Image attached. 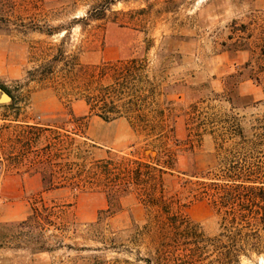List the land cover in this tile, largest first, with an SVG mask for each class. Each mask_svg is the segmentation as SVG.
<instances>
[{
  "label": "rangeland",
  "instance_id": "rangeland-1",
  "mask_svg": "<svg viewBox=\"0 0 264 264\" xmlns=\"http://www.w3.org/2000/svg\"><path fill=\"white\" fill-rule=\"evenodd\" d=\"M132 57L147 61L146 79L165 85L174 134L157 137L141 127L127 133L124 120L90 115L92 157L106 156V147L132 159L175 151L179 170L213 174L234 153L264 158V0H0V87L12 96L0 103V264H147L155 255L164 232L146 225L134 195L110 217L100 213L107 201L97 188L64 189L46 194L47 220L25 225L32 194L21 196L12 177L25 174L11 165L24 146L21 121H53L50 113L97 85L88 79L97 65ZM196 102L220 137L188 139L187 113ZM75 107L86 112L84 104ZM234 124L243 129L241 140L222 127ZM175 182L168 178V189ZM185 213L218 232L206 200ZM242 264H264V254Z\"/></svg>",
  "mask_w": 264,
  "mask_h": 264
},
{
  "label": "trees",
  "instance_id": "trees-1",
  "mask_svg": "<svg viewBox=\"0 0 264 264\" xmlns=\"http://www.w3.org/2000/svg\"><path fill=\"white\" fill-rule=\"evenodd\" d=\"M146 62L132 57L97 65L88 79L99 82L93 87L85 85L78 99H83L89 112L104 121L126 118L133 127H141L149 134L172 137L174 121H167L174 109L172 100L165 85L146 79ZM161 69L160 73L165 74L166 66ZM104 79L107 81L102 82ZM202 111L196 102L187 113V135L192 142L200 143L205 135L217 133L216 123ZM86 119L87 116H75L67 104L49 123L21 122L24 146L12 158L11 165L16 170L39 173L45 190L97 188L108 201V207L100 213L110 217L120 211L125 195H134L147 212L146 225L154 223L160 233L164 232L155 255L145 260L147 264H242L264 254L263 157L254 153L249 157L231 154L215 174L211 170H179L175 151L165 157L163 151L157 150V156L148 157L149 160L107 150L106 156L94 158L91 148L96 145L88 142L85 135ZM222 127L230 131V136L242 139L239 125ZM168 178L176 179L171 189ZM196 200L210 204L218 219V232L208 233L185 213ZM42 209L47 210V203L42 197L36 198L31 214L21 224L47 220ZM92 225L87 224L85 229Z\"/></svg>",
  "mask_w": 264,
  "mask_h": 264
},
{
  "label": "crops",
  "instance_id": "crops-1",
  "mask_svg": "<svg viewBox=\"0 0 264 264\" xmlns=\"http://www.w3.org/2000/svg\"><path fill=\"white\" fill-rule=\"evenodd\" d=\"M77 103L84 104V106H85L84 108L86 110L85 113L80 114V113L77 112V110L75 109L76 108L75 105ZM69 106L71 107V110L73 111V113L75 114V116H78V117L87 116V119H86V127H85V130L84 131H85L86 137L88 138V136L86 134L88 118L90 117V115H93V117H96L98 119L101 118V117H99L98 115H96L94 113H90L89 112V107H88L87 103L83 99H76V100L72 101L69 104ZM63 110H65V106L64 105L61 106V108H58L57 110H55L53 113H50V116H52L51 119L53 120L56 117V114L59 113V112H61V111H63ZM123 120L125 121L124 128H125V130H126L127 133H135L136 134V133L139 132L138 131V128L133 127L126 118H117L115 120L105 121V122H107V123H113V122H119V121H123ZM21 122H28V123L31 124V122L28 121V120H23ZM42 123H49V122L47 121V122H42ZM187 134H188V131H187ZM88 140L91 141L89 138H88ZM91 142H93V141H91ZM93 144H96V143L93 142ZM106 148H107V150H111V151H114V152H120V151L113 150L114 148H111V147H106ZM17 172L25 173V174H22V175H16V176H12V177L17 178V180L20 182L21 196L23 194H25V193L26 194H30V193L32 194V196H31V200L32 201H31V205H30L31 209H32L33 201L35 200V198L42 197L43 201L46 203L47 202L46 194H51V193L58 192V191H61V190H64V189H69V190L71 189V190H73L70 187H58V188H54V189H50V190H45L44 189V186H43V182H42V177H41V175L39 173H28V172H23V171H17ZM102 193L106 197V194L104 192H102ZM51 200L53 201V200H55V198H51ZM106 201H107V197H106ZM107 207H108V201H107L106 208ZM74 221L77 222V218H75Z\"/></svg>",
  "mask_w": 264,
  "mask_h": 264
},
{
  "label": "water",
  "instance_id": "water-1",
  "mask_svg": "<svg viewBox=\"0 0 264 264\" xmlns=\"http://www.w3.org/2000/svg\"><path fill=\"white\" fill-rule=\"evenodd\" d=\"M12 101V96L5 89L0 87V103ZM150 152L151 155L155 156L156 152L154 150H147V153Z\"/></svg>",
  "mask_w": 264,
  "mask_h": 264
}]
</instances>
